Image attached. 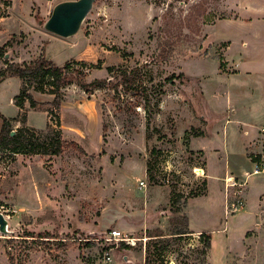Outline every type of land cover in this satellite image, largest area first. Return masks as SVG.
Returning a JSON list of instances; mask_svg holds the SVG:
<instances>
[{"label": "rangeland", "instance_id": "1", "mask_svg": "<svg viewBox=\"0 0 264 264\" xmlns=\"http://www.w3.org/2000/svg\"><path fill=\"white\" fill-rule=\"evenodd\" d=\"M63 1L0 0V71L43 57L107 83L25 104V127L78 148L0 151V264H103V246L110 264H264V0H96L67 39L39 25ZM1 81L16 119L20 80Z\"/></svg>", "mask_w": 264, "mask_h": 264}, {"label": "trees", "instance_id": "2", "mask_svg": "<svg viewBox=\"0 0 264 264\" xmlns=\"http://www.w3.org/2000/svg\"><path fill=\"white\" fill-rule=\"evenodd\" d=\"M222 66L223 63L220 64V68ZM108 71L112 72V69L109 68ZM8 77H16L21 83L18 95L13 98V103L19 109V115L16 119H6L0 114V151L8 150L11 154H39L53 157L61 155L65 147L78 148L75 143L64 142L61 138L60 131L53 130L49 124L44 132L39 133L34 129L25 127V104H28L30 110L45 112L50 115L51 109L56 111L60 109L63 100L61 90L68 85L75 84L85 93L90 94L95 90L104 88L107 82L94 81L92 83H86V77L83 71L72 70L69 63L61 68L56 67L55 64L43 57L30 63H5V69L0 71V80ZM31 88L35 92L49 94L53 97V100L44 104L37 103L31 97ZM12 122H20L23 125V128L13 136L11 135ZM196 136H202V134L198 133ZM198 196L196 195L195 197ZM170 204H175L174 199L170 201ZM187 233L186 229H182L176 231L175 234L181 236ZM200 239L206 244L205 248L209 249L210 234H200ZM121 245L124 246L123 244ZM144 264H149L148 259L145 258Z\"/></svg>", "mask_w": 264, "mask_h": 264}, {"label": "water", "instance_id": "3", "mask_svg": "<svg viewBox=\"0 0 264 264\" xmlns=\"http://www.w3.org/2000/svg\"><path fill=\"white\" fill-rule=\"evenodd\" d=\"M96 0H70L58 3L52 9L49 18L42 25L44 31L67 39L75 36L84 20L92 10ZM14 135V132H11ZM0 234L7 236L8 223L5 216L0 213Z\"/></svg>", "mask_w": 264, "mask_h": 264}, {"label": "built area", "instance_id": "4", "mask_svg": "<svg viewBox=\"0 0 264 264\" xmlns=\"http://www.w3.org/2000/svg\"><path fill=\"white\" fill-rule=\"evenodd\" d=\"M197 173L196 171L194 172L196 176L202 177L204 175V172L202 169H198ZM141 186L145 188L144 184L141 183ZM141 187V188H142ZM104 243H110L113 242L116 245H121L124 244L126 247H134L135 242L134 239H130L126 237L121 231L113 229L107 233V236L102 238ZM101 262L103 264H110L111 263V256L109 255V248H105L104 246L102 247V255L100 256Z\"/></svg>", "mask_w": 264, "mask_h": 264}, {"label": "crops", "instance_id": "5", "mask_svg": "<svg viewBox=\"0 0 264 264\" xmlns=\"http://www.w3.org/2000/svg\"><path fill=\"white\" fill-rule=\"evenodd\" d=\"M3 81H1L0 83H2ZM26 106V105H25ZM27 108V107H26ZM29 112L30 111H28L27 112V116L29 115ZM44 113V112H43ZM18 115H19V112H18ZM44 115H46V113H44ZM14 119V118H13ZM27 125H29V123L27 124ZM46 125H47V120H46ZM166 202V204L167 203H169L170 201L168 200V201H165ZM150 204H154V205H157V203L155 202V201H152V202H150Z\"/></svg>", "mask_w": 264, "mask_h": 264}, {"label": "bare ground", "instance_id": "6", "mask_svg": "<svg viewBox=\"0 0 264 264\" xmlns=\"http://www.w3.org/2000/svg\"><path fill=\"white\" fill-rule=\"evenodd\" d=\"M196 172H197V173H199L198 171H196ZM226 181H227V182H229L230 180H229V179H227Z\"/></svg>", "mask_w": 264, "mask_h": 264}]
</instances>
